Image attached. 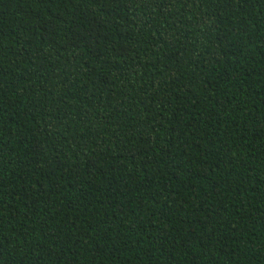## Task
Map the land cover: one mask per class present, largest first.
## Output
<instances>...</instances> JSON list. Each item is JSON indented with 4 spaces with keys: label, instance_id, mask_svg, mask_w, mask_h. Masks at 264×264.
Segmentation results:
<instances>
[{
    "label": "trees",
    "instance_id": "obj_1",
    "mask_svg": "<svg viewBox=\"0 0 264 264\" xmlns=\"http://www.w3.org/2000/svg\"><path fill=\"white\" fill-rule=\"evenodd\" d=\"M0 264H264V0H0Z\"/></svg>",
    "mask_w": 264,
    "mask_h": 264
}]
</instances>
